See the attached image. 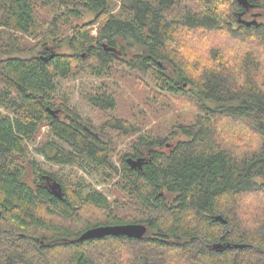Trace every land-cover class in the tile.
Returning a JSON list of instances; mask_svg holds the SVG:
<instances>
[{
    "label": "trees",
    "instance_id": "1",
    "mask_svg": "<svg viewBox=\"0 0 264 264\" xmlns=\"http://www.w3.org/2000/svg\"><path fill=\"white\" fill-rule=\"evenodd\" d=\"M249 2L0 0V264H264V22L246 20L264 0ZM82 73L106 80L84 94L98 126L58 90ZM112 76L139 82L163 135L143 111L142 125L112 114ZM44 125L34 151L114 178L112 200L30 156ZM107 130L132 136L127 150ZM126 223L145 234L78 240Z\"/></svg>",
    "mask_w": 264,
    "mask_h": 264
},
{
    "label": "rangeland",
    "instance_id": "2",
    "mask_svg": "<svg viewBox=\"0 0 264 264\" xmlns=\"http://www.w3.org/2000/svg\"><path fill=\"white\" fill-rule=\"evenodd\" d=\"M256 13L259 15L253 17V14ZM91 18H93L91 13H85L84 16L73 19V24H81L91 20ZM253 19H255L256 22H264V11L259 8L251 9V13L248 18H246V20L251 21ZM94 32L95 28L93 29V33ZM218 37H224V35H219ZM198 47L199 46L197 44L195 49H199ZM229 47L232 49L231 52L239 51L241 49V46H238L237 44H231ZM255 52L259 54V50H255ZM262 54L264 55L263 51ZM232 57L236 56L233 55ZM108 80L109 82H112L113 80L117 81L116 84L111 85L112 89L115 91L114 97L116 99V105L112 110V114L125 116L131 121L135 120L136 122H139L140 125H142L141 121L144 118L142 113H146V119H148V122L146 124L144 122L143 126L145 125L146 128L151 129L153 132H159L160 129L159 133L163 135V130H165L166 127L160 126L158 117L150 115V112L154 111V109L149 103H147V101L142 98L140 90L141 87L138 84L139 82H124L118 76H112L108 78ZM101 81L102 78H97L90 76L87 73H82L76 78L61 80L58 85L59 93L65 95L69 99V107L75 108L80 115L90 118L94 126L102 124L107 117L105 113L101 112L97 108L92 107L84 98V94L89 91H94L93 87L99 85ZM104 81L106 80H103L102 82ZM162 102L164 101L162 100L158 102V106H160ZM141 111L143 112L140 113ZM132 113H134V117L130 115ZM47 131V126L44 125L40 127L36 140L32 144H29V150L31 154L30 156L33 159H37L38 161L42 162V165L46 170L54 173L57 178L61 179L65 183L75 184L77 182H83L84 184H89L92 188L102 192L108 200H112L114 198V193L111 192V185L114 182V178L112 180L110 179V181H104L100 179L102 174H88L77 166H58L44 162L43 157L34 151V147L39 146L40 143L49 137V135H47ZM107 131L111 133L113 138H115V142L117 143V151L127 150V144L131 140L132 136L121 137L117 136L111 130ZM245 141H247L249 144H254V142L249 139ZM239 143L238 151L240 148H242L244 140L241 139ZM113 160L117 162V156H113Z\"/></svg>",
    "mask_w": 264,
    "mask_h": 264
},
{
    "label": "water",
    "instance_id": "3",
    "mask_svg": "<svg viewBox=\"0 0 264 264\" xmlns=\"http://www.w3.org/2000/svg\"><path fill=\"white\" fill-rule=\"evenodd\" d=\"M238 4L244 7L246 10L253 7V4L249 2V0H237ZM256 13L254 16H258ZM251 22H256V20H252ZM128 165L131 168L141 169L142 164L144 162L143 157L132 158L128 157L126 159ZM50 190L53 195L57 198L61 199L63 197V192L60 184L57 181H52L50 183ZM215 220L221 221L222 223H226V220L221 215H216L214 217ZM146 232V226L141 223H126V224H116V225H101L97 227H92L85 230L79 237L78 240L83 241L92 238H100L107 235L114 236H127L130 238L140 239ZM222 243H217L214 245L215 248L222 247ZM231 246H240L238 244H233Z\"/></svg>",
    "mask_w": 264,
    "mask_h": 264
}]
</instances>
